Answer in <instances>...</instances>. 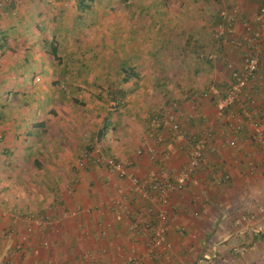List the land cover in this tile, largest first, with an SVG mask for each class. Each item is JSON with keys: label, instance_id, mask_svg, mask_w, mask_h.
I'll return each mask as SVG.
<instances>
[{"label": "crops", "instance_id": "crops-1", "mask_svg": "<svg viewBox=\"0 0 264 264\" xmlns=\"http://www.w3.org/2000/svg\"><path fill=\"white\" fill-rule=\"evenodd\" d=\"M117 1L121 0H108L110 11ZM212 1L216 14L210 23L206 21L210 3L202 10L180 4L171 16L178 24L170 31L163 30L155 42L158 57L149 59L148 50H144L146 59L129 60L138 73L126 83L116 75L123 62L115 53L116 38L110 40L106 60L66 61L76 49L64 59L58 54L62 59L57 60L45 49L34 54L32 44L12 42L23 32L22 24L31 27L33 18L35 23L42 20L37 5L31 2L21 14L16 10L17 22L5 24L0 13V38L7 35L0 50V260L15 264H127L139 257L149 264H264V233L254 231L264 227V85H258L255 92L263 108L256 116L258 130L247 120L240 123V129H233L232 116L217 114L214 101L229 84V73L220 59L201 67L194 51L213 50L237 63L243 50L230 44L217 49L213 45L210 33L218 8ZM222 2L236 6L247 18L253 16L258 4V0ZM62 9L54 19L60 21L68 15ZM112 11L110 31L116 33L122 16ZM134 14L124 13L128 21L125 35L135 27L131 23ZM240 31L238 24L236 36ZM188 35L197 40L195 49L186 41ZM38 62L48 64L47 82L32 87L27 73ZM70 66L78 68L69 77L65 73L71 71ZM204 67L208 74L197 91H210L208 97L193 100L190 90L191 97L182 96L183 101L176 98L182 89L171 93L167 84L179 83L186 70L192 75ZM170 73L173 79L168 77ZM36 77L35 82L41 81ZM64 82L72 83L71 87L62 90L60 83ZM114 87L117 108L96 97L99 89ZM164 94L166 100L178 99V118L186 138L164 134L161 143L147 142L146 114L155 102L160 106L157 97ZM208 133L214 149L205 153L202 166L187 186L171 193L163 257L149 261V234L162 206L137 192L130 176L145 181L151 173L179 170L188 159L187 137ZM93 134L108 152L130 163L129 176L121 178L97 166L84 169L75 165L76 156ZM231 139L234 146L228 144ZM138 146L144 147L142 155L136 154ZM29 215L54 220L38 225L27 219ZM23 235L27 241L21 243ZM234 246L245 250L234 253Z\"/></svg>", "mask_w": 264, "mask_h": 264}, {"label": "built area", "instance_id": "built-area-1", "mask_svg": "<svg viewBox=\"0 0 264 264\" xmlns=\"http://www.w3.org/2000/svg\"><path fill=\"white\" fill-rule=\"evenodd\" d=\"M47 1L51 2L53 0ZM19 2L20 0H0V13L8 11L10 15H15L16 9L14 6ZM214 2L217 4L218 13L217 22L212 27L210 33L213 45L217 49L225 44H230L243 50L241 58L237 63L230 59L219 57L213 50L206 53V57L209 60L220 59L222 65L229 73V84L221 90L220 96L214 101L216 112L221 117L232 116L236 124L233 126V129H240V123L243 120H247L251 126H254L258 130L259 123L256 120V116L263 111V108L257 102L255 92L258 91V85H264V0H258L257 9L253 16L249 18L242 16L236 6L225 5L222 0H214ZM238 24L241 26V31L236 36V26ZM39 80V77H36V81ZM209 93L210 91L208 90L193 92L192 99L196 100L208 97ZM178 109L177 102L172 101L151 114L149 116V127L145 141L161 143L164 139V134L186 138L178 118ZM210 139L211 135L209 133L202 136L187 137V141L190 144L187 162L175 172L165 170L160 173H151L145 181H140L137 177L130 176L137 192L162 206L156 215V220L149 234L147 244L149 261L163 257L162 248L165 243L168 227L167 209L170 204V195L175 191L184 189L193 175L199 171L205 153L211 152L214 149ZM228 144L234 146L235 140H229ZM135 151L137 155H142L144 147L138 146ZM163 157L160 160H163ZM150 158L154 159L155 157L151 154ZM75 165L78 168L84 169L97 166L121 178L129 176L128 169L130 163L108 152L102 140L96 134L90 136L84 143L76 157ZM220 182V179H218L217 184ZM260 209L262 210V208ZM27 219L34 224L42 225L45 221H53L54 217L29 215ZM254 231L256 233H264V227L258 226ZM26 241L27 236L23 235L21 243ZM43 244L46 246L47 242ZM244 250L242 246L232 247L234 253L242 254ZM165 259L169 261L168 256ZM0 264L15 263L4 259L0 260ZM127 264H149V262L139 257H133Z\"/></svg>", "mask_w": 264, "mask_h": 264}, {"label": "rangeland", "instance_id": "rangeland-1", "mask_svg": "<svg viewBox=\"0 0 264 264\" xmlns=\"http://www.w3.org/2000/svg\"><path fill=\"white\" fill-rule=\"evenodd\" d=\"M20 0V2L17 4L16 6V10L20 13L22 10H26V6L28 7V5L32 2L33 6L37 5V10H40V12L43 13L42 17V22L44 23L45 29L42 33H40V36H45V37H49L51 36V33H55V30L57 29V33H58V39L59 41V49H58V54L61 55L63 58L66 57L67 55L71 54L72 50L78 49L75 53V63L77 60L80 59H90V54L87 53L88 49H91V52L94 54L95 58H91V60L94 61H99V60H106L109 57L110 51H109V46L106 45L105 43H103L104 38L106 37V41H108V37L111 34L110 31V25H112V21L114 20V14L112 11H110L108 8L109 6H106L104 4H98V2L95 3L94 9L92 12H90L89 14L85 15V25H82L81 28H75V26L72 24L73 23V16L76 13V2L75 0H53L52 2H48L47 0ZM149 1V0H148ZM117 4H114L113 8H116V13L121 14L122 18H121V25L120 29L125 27V24H127V19H125L124 17V13L126 11H132L133 5L135 3H133V0H131V3L129 4H122L121 1H117ZM130 2V1H129ZM181 2V3H179ZM211 4V8L208 9V17L209 20H206L207 22H211L210 18L216 14L215 12V8H214V3L212 0H169L167 2V17H164L165 19V26H164V30L166 31H170L171 29L174 28V26H176L178 24V20L175 18H171V16L173 15V13L175 12V10L178 8V6L181 4H185L186 8L192 9L193 7L198 8V9H203L204 6ZM31 6V4H30ZM19 7V8H18ZM63 7V9H65V11L67 12L68 15H66L65 17H63L62 19L56 20L54 18H56L60 11V9ZM21 10V11H20ZM18 12L15 13V15H10V13L8 11H4L3 12V16H1V21L4 22L5 24H7L8 22H12L18 21ZM214 13V14H213ZM21 14V13H20ZM92 14V15H91ZM135 16V15H134ZM4 17V18H3ZM169 19V20H166ZM33 22L30 23V26L33 27L35 26V19H32ZM176 20V21H175ZM199 18H197L198 21ZM132 22V26H135L136 28L139 29V31H142L141 34H144L143 32H145L146 34L148 33V37H147V44H140V43H135L137 48L139 49V52L141 53V56L143 59L144 55H146V53L144 54V50H150V46L153 45L155 43V41L157 40V37L159 36V33L155 30H152V28H147V27H142L143 23L146 21V17L145 16H140L139 18L136 16V18H132L131 20ZM194 21V22H195ZM200 23V21L198 22V24ZM204 25H205V20H204ZM181 26L184 25V21L180 20L179 23ZM197 24V22H196ZM202 24V22H201ZM61 25H64V28H60ZM59 27V29H58ZM139 34L136 35V37L138 38L139 42H140V38H142L143 36ZM39 35L37 37V35L33 34V37L30 36V31L29 33H26L24 38H20L19 40H16V37H14L12 42H16L17 44L20 45H30L32 42L36 41L37 45H34L35 48L32 49V52L34 54H40L41 49H39L38 45H43L44 41H42V39H39ZM171 35V32H170ZM105 36V37H103ZM125 36V35H124ZM147 36V35H146ZM179 40V39H178ZM39 44H38V43ZM46 42V41H45ZM106 46H105V45ZM117 44H119V42H117ZM156 44V43H155ZM79 48H83V50H85V53H80ZM166 55V54H165ZM73 56H71L72 58ZM146 57V56H145ZM141 59V58H140ZM149 59H151L149 57ZM201 67L206 64V62H204V60H202ZM207 65V64H206ZM33 71H28V75L31 76V81H28V83H30L32 85V87H39L42 86V84H45L47 82V75H48V71H49V67L48 64H44L43 62H38V64L33 66ZM208 67V66H207ZM206 67V68H207ZM78 67H71V71L65 73L66 76H72L75 74L72 73L75 69H77ZM189 70H186V73L184 74L183 79H181V81L179 83H176V85L174 83H169L167 85H170V90L172 91L171 93H173L175 90L178 89V91L180 89H182L181 94L180 95H176V98L181 97L183 101H185V97L182 96H190L192 95V92L197 91V88H201L202 86H204L203 84L205 83L206 77L208 72L205 70V67L201 69L200 72L198 73H192V75L189 73ZM37 74V76H39V79L41 78V81L39 82H35L34 81V75ZM171 74V73H170ZM169 78H174L173 74L168 76ZM60 88L62 90H66L67 88H69V83L67 84L66 82L64 83H60ZM195 88V89H193ZM193 89V90H192ZM190 90L192 92H190ZM190 94V95H189ZM161 96V95H160ZM158 96L157 98H160V106H157L156 104L158 102H155L154 105H152V108L150 110H148L147 112V118L149 117V115L153 114L154 112H156L157 110H159L160 108H162L163 106L167 105L166 103H164L165 98L164 97H160ZM156 98V97H155ZM173 98L171 101H178V99ZM170 101V102H171ZM77 157V156H76Z\"/></svg>", "mask_w": 264, "mask_h": 264}, {"label": "trees", "instance_id": "trees-1", "mask_svg": "<svg viewBox=\"0 0 264 264\" xmlns=\"http://www.w3.org/2000/svg\"><path fill=\"white\" fill-rule=\"evenodd\" d=\"M122 4H130L131 0H121ZM130 1V2H129ZM169 0H133V3H135L133 5L132 11L135 13L133 16L136 18V16L139 18L140 16H145L146 17V21L143 23L142 27H147L152 28V30H155L159 33V36L161 35L162 31L164 30V26H165V22L163 19H165L164 17H167V2ZM52 2V1H51ZM75 4H76V14L73 16V25L75 26V28H81L82 25H85V15L89 14L90 12L93 11L95 3L98 2V4H104L106 6H109L108 4V0H75ZM112 10H116V8L111 7ZM111 10V11H112ZM62 11H64V9H62ZM114 12V11H112ZM167 13V14H166ZM92 15V14H91ZM213 22L215 21V16L212 17ZM169 20V19H166ZM209 29H210V24L208 25ZM22 33H19V35L16 36V40L18 38H24L26 33H30V36L33 37V30H36L39 34L42 33L45 29L44 23L40 20L38 23H35V26L33 27H29V26H24V24H22ZM59 29V27H58ZM57 29L55 30V33H51L50 38L45 37V36H40L39 34V39H42V41H44L43 45H38L39 49H45L46 52L54 59H62L59 55H58V47H59V39H58V33H57ZM35 32V31H34ZM142 31H139V29L135 28L133 29V27L131 28V30L129 31V34H124L125 32L122 29H116V33L114 31H111L110 36L108 37V41H106V37L104 38L103 43H105L106 45H108L110 47V40H115L119 41V44H117V51L115 52L117 54L118 57H120L123 62L122 64L117 68V72L116 75L118 76H122V83H126L127 81H129L130 79H132V77H135L137 75V68L136 66H129V60L132 61H138L141 58V53L139 52V49L137 48L135 43H143V44H147V37L148 34H146L145 32H143L144 34H141ZM114 33L116 34L114 36ZM141 34L143 37L140 38V42L138 40V38L136 37V35ZM36 35V34H34ZM37 35V37H38ZM125 35V36H124ZM147 35V36H146ZM159 36L157 37V40L159 38ZM26 37V36H25ZM0 50H2L3 47V41H6L7 39V35H2L0 38ZM200 40V39H199ZM46 41V42H45ZM186 41L190 44L192 49H195L196 45H197V40L195 38H193V36H189L186 39ZM156 42V41H155ZM38 43V42H37ZM33 46L37 45L36 41L31 43ZM39 44V43H38ZM104 44V45H105ZM105 45V46H106ZM156 44L154 43L153 45L150 46V50H148V56L151 58H157L158 57V51L156 50L157 47H155ZM35 48V46H34ZM126 48L128 50H126ZM78 49H76L77 51ZM80 53H85V50H83V48H79ZM75 51V53H76ZM82 51V52H81ZM91 56L90 59L93 57L95 58L94 54L91 52V49L87 50ZM114 52V51H113ZM196 54V58L198 57L201 61L204 60L205 62H211V60H209L206 57V53H202V51H194ZM202 55V56H201ZM75 54L73 55V57L71 58V56H69L66 61L70 62L72 60H74ZM129 57V58H128ZM64 59V58H63ZM71 66L68 67V71H70ZM72 83L69 84V88L71 87ZM98 90V89H97ZM116 87L110 89L108 88V90H102L99 89L98 94L96 95V97L99 100H105L108 101L109 103H113L115 108L118 107V104L114 103L115 96H116ZM165 96H167V94H164V98ZM166 100V99H165ZM172 99L167 98L166 103L167 105L170 103ZM107 102V103H108ZM166 106V105H165ZM150 116V115H149ZM147 125L149 126V117H148V122ZM92 136V135H91ZM90 138V137H89ZM88 138V139H89ZM100 138V137H99Z\"/></svg>", "mask_w": 264, "mask_h": 264}]
</instances>
